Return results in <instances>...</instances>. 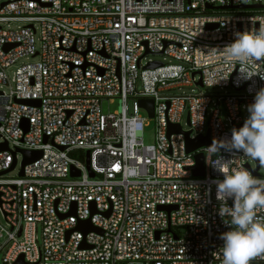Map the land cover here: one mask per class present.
<instances>
[{
	"label": "built area",
	"instance_id": "obj_1",
	"mask_svg": "<svg viewBox=\"0 0 264 264\" xmlns=\"http://www.w3.org/2000/svg\"><path fill=\"white\" fill-rule=\"evenodd\" d=\"M238 4L264 0H0V171L18 154L21 163V149L40 151L21 174L6 175L14 164L0 173L3 264L20 254L23 264H222L230 217L218 214V167L260 179L264 167L243 152L211 154L210 143L186 150L185 142L206 131L211 142L230 139L264 87V61L247 79L223 57L237 33L264 27V6ZM149 53L161 60L141 61ZM224 75L212 86L231 92L192 88ZM180 86L189 91L171 92ZM114 98L117 107L103 111ZM141 98H151L150 116ZM138 109L153 120L147 143ZM170 123L178 130L167 133ZM84 219L94 228H78Z\"/></svg>",
	"mask_w": 264,
	"mask_h": 264
},
{
	"label": "clouds",
	"instance_id": "obj_2",
	"mask_svg": "<svg viewBox=\"0 0 264 264\" xmlns=\"http://www.w3.org/2000/svg\"><path fill=\"white\" fill-rule=\"evenodd\" d=\"M222 52L227 61L241 66L244 78L250 79L258 73L250 70L251 67L264 61V27L237 33L236 39L225 45ZM227 75L214 77L207 86L226 79ZM248 112L243 125L232 129L230 139H214L208 149L211 154L220 149L243 152L264 167V87L256 92ZM218 170L224 177L215 182L216 199L223 202L218 214L230 217V221H225L230 230L220 235L222 264H250L252 259L264 256V219L257 217L258 211L264 210V179L244 168L230 171L218 167ZM228 199L233 201L232 206H228Z\"/></svg>",
	"mask_w": 264,
	"mask_h": 264
},
{
	"label": "rangeland",
	"instance_id": "obj_3",
	"mask_svg": "<svg viewBox=\"0 0 264 264\" xmlns=\"http://www.w3.org/2000/svg\"><path fill=\"white\" fill-rule=\"evenodd\" d=\"M23 22L21 21H10L8 22V26L11 27V28H14L16 25H22ZM37 32H35L33 34V38H34V45L35 47L38 46V40H37ZM161 56L162 54H152V53H149V54H146L145 57L143 59H141V61H145V59L147 58H152V59H159L161 60ZM37 55H34V56H27V57H24V56H20L18 57L14 64H18L20 62H25V61H35L37 59ZM168 58V57H166ZM14 68V65H10L8 67H5V73L7 74V76L9 77L11 75V71L12 69ZM192 88L194 91H199L201 90L202 92H207V93H215V92H222V91H228V92H231L232 89L229 88V87H222V88H218L217 86H211V87H208V86H195V85H192ZM182 91H185V92H188L189 91V87L187 86H180L179 88H174L171 90V92L173 93H179V92H182ZM101 107L103 109V111H105L106 109H115L117 107V100L116 98H114L113 100L111 101H106V100H103L101 102ZM243 113V111H242ZM138 114L143 117V126H142V134H141V139L144 143H147V142H150L151 141V138H152V133H153V120L148 117L145 113L144 110L142 109H138ZM224 116V112L222 111L221 109V117ZM186 119H185V113L183 112L182 115H181V118H180V125L182 128H187V125H186ZM249 164L252 166L253 165V162H249ZM20 167V155L18 154L17 157H16V162L14 164V166L12 167V169L8 170L6 172V175L8 176H14L17 174L18 172V169ZM3 218L0 216V222L3 223ZM36 236L39 237V229L36 228ZM3 250H4V247L0 248V264H3L1 262V256H2V253H3Z\"/></svg>",
	"mask_w": 264,
	"mask_h": 264
},
{
	"label": "water",
	"instance_id": "obj_4",
	"mask_svg": "<svg viewBox=\"0 0 264 264\" xmlns=\"http://www.w3.org/2000/svg\"><path fill=\"white\" fill-rule=\"evenodd\" d=\"M235 6H237V7H256V6H264V5H261V4H238ZM206 7H209V5L207 4ZM214 25H215V23H207V26H210V27H212ZM158 64H159V61L153 60L151 62H148L146 64V66L153 67V66H156ZM197 83H200V82L197 81ZM24 101L37 104V100H33V99H25ZM139 105L146 109L147 114L149 116L152 114V100H151V98L139 99ZM177 130H178L177 124H175V123L168 124L167 133H169L171 131H177ZM209 143L212 144V142L208 138V132L206 131L205 134H203V135H197L195 138L186 139L185 145H186V150H192V149H194L200 145H206ZM58 146H59V148H63L61 145H58ZM2 147H5V142L0 144V148H2ZM21 153H22V160L20 163L21 165L25 162L32 161L33 159H35L36 157H38L40 155L39 150L21 149ZM85 162H86V166H88V153H87V151H85ZM13 164H14V160H12V162L10 163V165L7 169L1 170L0 173L5 172L6 170L10 169L13 166ZM202 168H203L202 167V155L200 152L195 153V163L192 166V173L194 175H200L202 173ZM18 173L21 174V167L19 168ZM70 173L77 174V171H73L72 168H70ZM92 173L93 172L89 170V175H92ZM77 227L82 228L84 231L94 228V226L88 221V219H84V220L79 221L77 224ZM17 262H18V264H23L21 254L18 256Z\"/></svg>",
	"mask_w": 264,
	"mask_h": 264
}]
</instances>
